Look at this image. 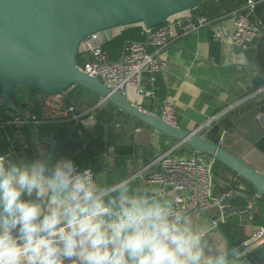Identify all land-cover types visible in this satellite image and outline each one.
<instances>
[{
    "label": "clouds",
    "instance_id": "obj_1",
    "mask_svg": "<svg viewBox=\"0 0 264 264\" xmlns=\"http://www.w3.org/2000/svg\"><path fill=\"white\" fill-rule=\"evenodd\" d=\"M174 198L71 159L0 155V264H235Z\"/></svg>",
    "mask_w": 264,
    "mask_h": 264
},
{
    "label": "water",
    "instance_id": "obj_2",
    "mask_svg": "<svg viewBox=\"0 0 264 264\" xmlns=\"http://www.w3.org/2000/svg\"><path fill=\"white\" fill-rule=\"evenodd\" d=\"M203 1L0 0V105L20 115L12 102L16 87L42 95H57L73 86H80L100 101L107 102L148 127L152 136H164L196 154L218 161L254 187V201L264 198V173L256 172L206 136L168 124L159 115L111 91L97 78L84 74L76 62L80 44L90 35L133 26L151 30L172 18L189 16ZM233 54L242 56L247 64L256 69L242 47L233 46ZM250 85L253 90L264 88V75H254ZM107 130V126L103 125L104 141ZM31 135L33 138V133ZM43 144L49 149L43 159L52 160L57 156V143L53 137L46 138ZM249 212L253 215L254 205ZM203 216L206 217L205 214ZM212 221L215 231L221 235L217 228L219 221ZM258 238L238 247H232L224 237L223 240L228 252H235V264H264V243L258 244L264 236Z\"/></svg>",
    "mask_w": 264,
    "mask_h": 264
},
{
    "label": "trees",
    "instance_id": "obj_3",
    "mask_svg": "<svg viewBox=\"0 0 264 264\" xmlns=\"http://www.w3.org/2000/svg\"><path fill=\"white\" fill-rule=\"evenodd\" d=\"M247 1L205 0L189 13L188 21L195 22L198 18H204L212 21V24L217 23L230 17L232 12L240 10ZM254 1L256 4L248 15V19L251 24L258 28L260 35L253 41L252 45L264 40V0ZM143 41L142 27L133 26L119 31V33L106 40L103 43L102 51L107 61L115 62L122 55L123 47L126 43H140ZM252 45L250 50L246 51L247 58L250 61L255 55L256 57L262 56L259 54L258 47H252ZM209 49L216 60L219 53V42L211 33L209 35ZM76 62L78 65L81 63L79 56H77ZM143 83L146 91L151 94L145 99L149 104H142V106L147 111H150L152 108L150 104L154 103L155 100L158 104L163 102L166 97V91L160 77H157L155 82L150 84L149 78L145 76ZM65 94L69 103L75 107V112L81 114V120L88 117L95 119V125L91 132L84 130L80 122L76 124L73 122L63 124L36 123L30 126L6 125L5 121L18 117V114L9 112L0 105V119L2 120L0 121V155H5L9 148H12L13 153L10 158L13 160L31 161L32 159H37L40 155L39 146H33L31 142L32 130L37 129L53 136L57 143L58 156L71 158L80 169H92L97 180H106L104 183L112 184L125 179L121 171L124 163L126 160L132 159L133 156L135 157V150L139 148L134 147L132 142L120 143L118 138L124 137L123 131L128 128L132 130L136 128L151 130L124 113L119 112L107 102L97 106L99 98L80 86L71 87ZM43 96L33 90L16 87L13 89L12 102L20 113L38 116L39 105ZM253 106L254 104H248V107H251L249 110L251 116L262 110L261 108L256 110ZM156 114L158 115V112ZM103 125L108 128L105 141L103 139ZM222 126L221 122L214 125L207 133L206 138L214 144H218V134ZM117 130L123 133L116 134ZM147 142V151L152 153L153 145L149 139ZM248 142L259 153L264 155V134L261 133L248 139ZM173 144L175 143L168 138L158 135L157 149L159 151L162 152ZM219 146L234 155L225 147V143ZM153 151L155 152L154 149ZM184 153L191 155L193 152L188 148L182 147L179 154L184 155ZM204 157L211 159L208 156ZM212 175L214 179L213 196L216 198L227 197L229 199L221 208L223 218L218 223L217 228L232 247H238L251 237L252 234L248 233L249 231L264 230V198L254 201V187L216 160H213ZM253 205L254 213L251 215L249 209Z\"/></svg>",
    "mask_w": 264,
    "mask_h": 264
},
{
    "label": "built area",
    "instance_id": "obj_4",
    "mask_svg": "<svg viewBox=\"0 0 264 264\" xmlns=\"http://www.w3.org/2000/svg\"><path fill=\"white\" fill-rule=\"evenodd\" d=\"M255 4L254 0H248L240 10L232 12L228 17L232 25L231 42L233 46H239L246 50V47L260 35L258 28L248 19ZM188 19L189 16L176 17L154 29H143L144 41L126 43L122 55L115 62L107 61L102 51L103 43L113 34L104 32L90 35L79 46L77 56L81 63L78 67L84 74L97 78L111 91L125 96L129 101L142 107L146 97L151 94L146 91L143 78L147 76L150 84H153L165 70L166 64L161 59V52L173 40L212 25V21L204 18H198L195 22H190ZM261 93H264V88L242 96L229 106L228 111L236 109ZM102 103L99 100L97 106ZM174 110V100L166 98L160 105L158 115L168 124L176 125ZM223 114L225 111L194 131L198 135L206 136L214 125L221 122ZM255 119L258 122H264V112L256 114ZM80 120L81 114L75 112V107L69 103L66 94L61 93L44 95L39 105L38 116L21 113L18 117L5 121V124L28 126L36 123L73 122L76 124ZM0 121L2 120L0 119ZM223 136L224 133L220 128L218 144L221 143ZM182 147L184 146L175 143L159 152L151 162L133 175L130 181L138 180L145 185L160 186L170 194V197L175 199L180 210L186 211L191 218H198L211 208L223 206L227 197L216 198L213 196V159H207L196 153L181 155L179 152ZM12 152L11 148V151L4 156L10 158ZM260 235L264 236V230L256 233L254 239H259ZM262 243H264V239L260 240L258 244Z\"/></svg>",
    "mask_w": 264,
    "mask_h": 264
},
{
    "label": "crops",
    "instance_id": "obj_5",
    "mask_svg": "<svg viewBox=\"0 0 264 264\" xmlns=\"http://www.w3.org/2000/svg\"><path fill=\"white\" fill-rule=\"evenodd\" d=\"M210 33L219 42V53L216 60L209 49ZM231 35L232 25L227 18L207 28H200L195 32L173 40L160 54L166 67L159 77L166 91L165 99L172 98L174 100V114L177 126L188 131H194L208 120L225 111L221 120L223 124L221 132L223 131L224 136L219 145L225 143V147L238 159L256 172L264 173V155L259 153L248 142V139L261 133L264 134V122L261 123L255 119L256 114L264 112V93L257 95L254 99L249 100L236 109L228 111L229 106L242 96L255 92V90L251 89L250 79L256 74L264 75V40L258 41L256 45L251 44L252 47H258L259 54L262 55L260 57L255 55L251 60L256 67L255 69L250 64H247L242 56L233 54ZM251 45L246 47L245 52L250 50ZM144 80L145 77L143 78ZM143 85L145 86L144 83ZM143 104H149V102L144 101ZM161 104H158L155 100L154 103L150 104L152 108L149 112L154 114L158 112L159 114ZM248 104H254L253 108L256 110L261 108L262 110L251 116L249 114L251 107L249 108ZM142 108L144 107L142 106ZM80 124L84 130L91 132L95 125V119L88 117L80 120ZM32 133V145L39 146L40 155L38 158H44L49 149L43 142L46 138L53 136L37 129H33ZM137 134L149 137V141L155 150V155L150 159L151 152L147 150L141 151L142 146H138L132 141L133 146L139 149L135 150V157L133 156L132 159L126 160L124 163L121 171L125 179H130L161 152L157 149L158 136H152V131L136 128L133 130V136ZM9 151H11V148H9L7 153ZM61 158L67 157L58 156L57 154L52 160ZM105 181L97 180L100 184H104ZM132 184L134 188L149 186L138 180L132 181ZM149 187L157 195L170 197V194L158 185H150ZM222 207H215L206 211V217L202 215L191 219L194 227L201 230L214 245L221 250L228 251V246L223 237L215 231L212 225V222H214L212 220L219 222L222 220ZM258 232L260 230L249 231L248 233L252 235L247 241L252 240Z\"/></svg>",
    "mask_w": 264,
    "mask_h": 264
},
{
    "label": "rangeland",
    "instance_id": "obj_6",
    "mask_svg": "<svg viewBox=\"0 0 264 264\" xmlns=\"http://www.w3.org/2000/svg\"><path fill=\"white\" fill-rule=\"evenodd\" d=\"M120 30L116 29L114 31H111V34H116L118 33ZM125 136L124 137H119L118 140L120 143H130L132 141L135 142V144H137L138 146L141 145L142 146V151H146L147 150V146H148V142L147 140L149 139V137H147L146 135H141V134H137L133 136V130L132 129H125L124 131ZM117 130L116 134L118 133H123ZM119 136V135H118ZM237 139V136H235ZM136 146V145H135ZM145 148V149H144ZM154 156V151L152 149V153H151V157L150 159Z\"/></svg>",
    "mask_w": 264,
    "mask_h": 264
}]
</instances>
